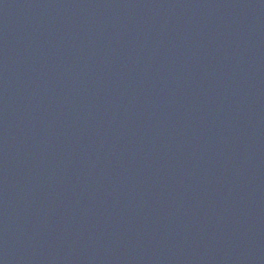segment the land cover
Masks as SVG:
<instances>
[{"label":"water","instance_id":"95a60500","mask_svg":"<svg viewBox=\"0 0 264 264\" xmlns=\"http://www.w3.org/2000/svg\"><path fill=\"white\" fill-rule=\"evenodd\" d=\"M0 264H264V0H0Z\"/></svg>","mask_w":264,"mask_h":264}]
</instances>
